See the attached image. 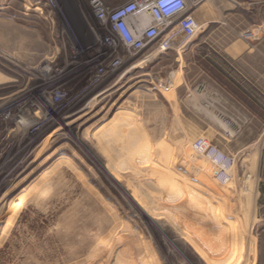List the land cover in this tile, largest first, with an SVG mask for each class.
Instances as JSON below:
<instances>
[{
  "label": "rangeland",
  "instance_id": "1",
  "mask_svg": "<svg viewBox=\"0 0 264 264\" xmlns=\"http://www.w3.org/2000/svg\"><path fill=\"white\" fill-rule=\"evenodd\" d=\"M222 11L169 55L221 65ZM104 34L86 0H0V264H264V112L236 154L194 133L160 55L105 74ZM200 138L233 156L226 180Z\"/></svg>",
  "mask_w": 264,
  "mask_h": 264
},
{
  "label": "crops",
  "instance_id": "2",
  "mask_svg": "<svg viewBox=\"0 0 264 264\" xmlns=\"http://www.w3.org/2000/svg\"><path fill=\"white\" fill-rule=\"evenodd\" d=\"M210 9L211 0H203L192 14L206 25L211 20ZM222 14L223 46L215 50L222 58L221 65L211 62L206 54L200 56L201 60L189 59L183 65L179 53L169 55L168 51L156 58L160 64L148 72L170 70L173 82L179 75L180 82L171 92L178 97L183 94L180 101L189 102L197 125L194 133L218 135L215 136L218 145L239 154L250 147L247 139L242 138L247 128L252 126L250 135L263 132L260 125L253 128L252 124L264 112V0H223ZM248 102L261 105L254 111ZM261 159L262 151L256 164L259 172Z\"/></svg>",
  "mask_w": 264,
  "mask_h": 264
},
{
  "label": "built area",
  "instance_id": "3",
  "mask_svg": "<svg viewBox=\"0 0 264 264\" xmlns=\"http://www.w3.org/2000/svg\"><path fill=\"white\" fill-rule=\"evenodd\" d=\"M44 1L51 4L54 0ZM86 1L105 32L102 39L108 48L105 57L112 58L107 70L104 69L105 74L116 72L126 60L139 52H145V57L150 58L181 46L192 39L200 28L192 10L203 0H126L115 6L108 0ZM122 45L127 56L113 59ZM193 147L211 161L217 178L223 180L230 176L233 156L204 138L195 141Z\"/></svg>",
  "mask_w": 264,
  "mask_h": 264
},
{
  "label": "bare ground",
  "instance_id": "4",
  "mask_svg": "<svg viewBox=\"0 0 264 264\" xmlns=\"http://www.w3.org/2000/svg\"><path fill=\"white\" fill-rule=\"evenodd\" d=\"M46 53H47V52H46ZM46 53H45V54H46ZM39 54H40V53H39ZM49 55H50V54H49ZM38 56H39V55H38ZM42 57H43V56H42ZM43 58H44V57H43ZM51 58H52V57L46 56V57H45V60H50ZM42 62H43V61H42ZM28 66H29V65H28ZM37 67H38V66H37ZM43 97H44V96H43ZM32 102H33V103H37L38 101H37V100H32ZM40 106H41V105H40ZM45 111H46V110H45ZM47 114H48V113H47ZM54 134H55V135H59V134H62V133H61L60 129H57V130L54 131ZM14 207H15V206H14ZM1 209H2V208H1ZM11 216H12V215H11ZM5 248H6V247H5ZM1 250H2V249H1Z\"/></svg>",
  "mask_w": 264,
  "mask_h": 264
}]
</instances>
